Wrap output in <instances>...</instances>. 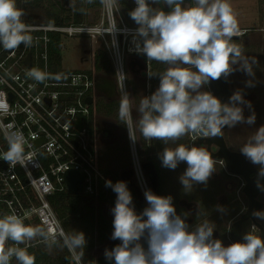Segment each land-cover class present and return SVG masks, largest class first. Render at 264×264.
<instances>
[{"label":"clouds","instance_id":"clouds-1","mask_svg":"<svg viewBox=\"0 0 264 264\" xmlns=\"http://www.w3.org/2000/svg\"><path fill=\"white\" fill-rule=\"evenodd\" d=\"M105 2V0H102ZM109 4L115 0H107ZM136 7L129 16L137 25L132 32L133 44L138 54L148 60L167 65L162 73H149L159 77L158 88L139 100L138 105L124 88L126 75L121 71V92L118 118L129 130L135 142L138 129L145 141L160 140L165 144L175 142L188 134L203 137H221L223 129L238 123H255V113L247 118L241 105L247 104L237 91L222 103L219 98L202 88L210 81L229 76L233 65L240 64L242 70L253 75L252 64L242 54V49L233 41L241 35L236 17L228 0H193L185 6L184 0H134ZM166 5L168 11L153 5ZM25 13L16 6V0H0V46L14 50L21 44L31 46L29 27L22 21ZM120 31L116 25L104 33ZM103 33V34H104ZM113 36V44H115ZM27 75L37 82H44L47 75L31 69ZM139 119L132 116L133 108ZM0 113L8 115L6 101H0ZM7 151L0 159L14 166L25 159V138L22 133L6 131ZM240 152L252 164L259 166L258 177H264V125L260 126L241 146ZM162 166L175 170L181 162L187 168L180 176L185 192H191L194 184H207L215 171L211 153L205 147L177 144L166 147L160 155ZM106 187L116 193L111 209L113 231L111 239L119 240L113 248L105 249V258L114 264H264V239L249 232L243 242L225 246L213 236L214 224L204 220L194 228L186 222V216L177 214L172 196H161L150 189L144 191L147 206L139 213L135 209L133 196L124 181L115 184L108 180ZM264 191V184L257 181ZM220 211H224L218 206ZM200 213H198L199 215ZM253 215L264 220V211ZM255 229V225H253ZM64 238L65 246L84 248L86 239L82 232H49L46 227L26 225L24 219L15 214L0 217V264H35V257L21 244L41 238L45 243H56L57 236ZM16 246L5 247L7 241ZM145 241L147 248L141 241Z\"/></svg>","mask_w":264,"mask_h":264},{"label":"built area","instance_id":"built-area-1","mask_svg":"<svg viewBox=\"0 0 264 264\" xmlns=\"http://www.w3.org/2000/svg\"><path fill=\"white\" fill-rule=\"evenodd\" d=\"M135 7L133 0L132 10ZM25 24L33 38L31 46L21 44L14 50H5L0 46V101H6L10 113H0V153L8 149L6 131L22 133L26 141L23 164L11 166L0 159V217L15 213L24 219L26 225L66 234L50 201L55 193L68 192L65 173L69 170L80 172L84 176L80 191L87 195H97L100 185L109 180L99 167L96 124L92 118L97 96V74L93 72L95 53L102 50L109 54L120 98L118 73L121 71L126 75L124 88L129 93L128 57H139L129 30L136 29L137 25L124 19L116 0L112 4L107 0L102 2L101 15L96 21L85 19L79 23L60 25ZM113 25L120 31L104 33ZM52 35L58 38L56 46L61 54L67 50L66 39L79 40L78 44L84 47L85 43H97L98 47L92 48L87 58H82V50L78 48L79 61L90 66L66 68L62 60L60 64L53 56ZM31 69L44 72L48 78L42 83L35 81L27 75ZM88 97H93L92 104L87 102ZM80 117L83 119L82 130L77 126ZM200 137L203 136L190 133L191 146ZM137 150L134 145L136 153ZM135 165L144 192L148 185L138 157ZM59 242H64L60 235L56 243ZM41 243L45 242L37 237L19 247L29 249ZM11 246L16 245L11 240L7 241L5 247Z\"/></svg>","mask_w":264,"mask_h":264},{"label":"rangeland","instance_id":"rangeland-1","mask_svg":"<svg viewBox=\"0 0 264 264\" xmlns=\"http://www.w3.org/2000/svg\"><path fill=\"white\" fill-rule=\"evenodd\" d=\"M20 1L21 0H16V6L19 9H21L26 16H30V13L34 12V10L36 12L38 11L40 14L43 11L42 15H44L46 9L49 7L48 0H44L43 6L38 9L36 8L37 10L34 8L35 6H28L27 8L24 7V5L27 4L25 3L26 0H22V2ZM55 1L56 0H54V2ZM57 1H59V3L64 7H69L74 3V0H57ZM228 2L231 5L233 13L236 17L239 31L240 33H242L239 39L233 41L239 45V47L242 49V54L246 58H248L250 63L252 62L253 59L255 60V63L252 64V69L254 73L253 75H249L244 70H242L240 64L233 65L234 71L229 75L233 93L237 91L241 92L244 100L246 102H250L251 104V107H248L247 104L241 105V107L243 108V114L245 118H247L253 112L255 113L256 116L254 124L249 125L247 123H238L236 126L228 128L225 131V137L227 138L230 146L233 149L240 150L241 146L247 141V139L260 126L264 125V0H228ZM192 4H193V0L191 3L190 1H186L184 3V5H188V6L189 5L191 6ZM153 7H162L163 9H168V7L163 4L161 6L153 5ZM101 10H102V6L98 8H89L87 10V16L85 19L88 21L89 20L96 21L101 15ZM127 21L131 22L130 20ZM79 42L80 41L76 39L65 40V45L67 47V50L62 53V59H63V65L66 68H80V67L88 68L90 66L89 63L85 65L81 61H79L78 56L80 51L78 48H80L82 51L85 48V52L84 54H81V56L82 58H87L89 57L92 48L98 47V44L96 43L92 45L90 43H85L86 45L84 47L82 46V44L79 45L78 44ZM149 73H150L149 62H145L140 56L128 57V82H129L128 89H129V95L133 99L134 106L138 105L139 100L142 97L147 96V93L149 94V91L151 89L156 90L159 86V83H157L156 85H152V83H150L149 80L151 77L149 76ZM107 79L111 84L115 85L114 79L112 78H107ZM143 81H146V89L143 86ZM115 89H116L115 93H112L113 91L110 92L111 89H109L108 91L102 94L106 95L107 97L108 96L111 97L113 95L114 97L120 99L118 88H116V85H115ZM202 90L210 92L208 85L204 86ZM132 116L134 121L139 119V113L136 111L135 107L133 108ZM93 119L96 125H100L101 127L104 126L108 127L109 129L107 130L110 131V134L105 133L104 137L99 134L96 136L97 141L100 145L99 152H100L101 167L103 168V170H106V168L109 167H113L119 170L120 175L125 171L127 172L134 171V178H133V180H135L134 189H136V191L137 189L140 190V192L142 193L145 199L144 192L141 188L137 174L135 172V166H136L135 164L137 161V157L140 161V164L142 163L141 150H139L141 148L142 139L139 130L138 129L135 130L136 140L135 142H133L129 137V130L126 125H125V132H123V129L120 128V124L116 123V121H114L112 118L106 117L98 112L93 115ZM124 133L126 137L124 136ZM134 145H136L138 148L137 153L136 151H134ZM176 145H177L176 141L169 142V147H175ZM127 147H129V150H127ZM178 168L180 169L181 173H178L176 169L175 170L171 169V173H174L175 171L176 172L174 174H171L173 175L172 177L173 181L171 180L170 183H173V185H177L178 187H180L181 184L180 176L186 170L187 164L181 162L178 165ZM216 169L221 170L220 165L218 163H215V170ZM212 174H214V172ZM146 183L148 185V189H150L153 192L152 187L149 185L148 179H146ZM217 187L219 191H217L216 195L222 193L221 187L220 186ZM196 188L199 187L197 186V184H194L193 189L189 193V195L186 194L185 195L188 198H191L192 196H194L193 192L195 193ZM260 199L264 205V192L261 194ZM144 202L147 205L146 199L144 200ZM214 203H215L214 204L215 209L219 210L218 206H220L221 204H219L216 200ZM96 206L103 216L113 221V215L111 213V209L114 207V204L110 202L109 203L98 202ZM221 207L223 208V206ZM261 211H264V207ZM222 212L223 211H221V214ZM209 219L211 218L208 217L207 220ZM223 221L225 220L221 219L220 223H222ZM211 223H213L215 226L213 236H216L218 234L217 228L219 226L218 227L216 226L218 223H214V222ZM191 227L194 228L193 225ZM68 228H69L68 229L69 232L68 230H66V228H64L67 235L73 234L74 232H82L86 239V245L89 242H91V239H93L95 246L93 251L91 252L94 253L96 257H99L102 254H104L105 249L110 250L115 242H119V240L111 239V234H112L111 233L108 236L105 243L100 244L99 242H97L96 234L95 233L93 234L86 227V224L80 221L79 219H77V217H75L74 215L69 216ZM141 242L144 244V247L147 248L146 242L143 240ZM66 247L71 252L74 258L71 264H83L81 257L77 253V249H72L68 246ZM48 250L51 254L55 255L57 253H60L61 248L58 249V247H53L49 245ZM14 261L15 263L17 262L16 260Z\"/></svg>","mask_w":264,"mask_h":264},{"label":"trees","instance_id":"trees-1","mask_svg":"<svg viewBox=\"0 0 264 264\" xmlns=\"http://www.w3.org/2000/svg\"><path fill=\"white\" fill-rule=\"evenodd\" d=\"M49 7L46 9L44 15L43 11L40 14L38 11L30 13V16H22V21L24 23H42V24H48V25H60V24H67V23H79L85 20L87 16V10L89 8H98L102 6V0H74V3L69 7H64L59 3V1L54 0H48ZM119 7L120 12L124 19L130 20L131 24L134 23V21L130 18L129 13L132 10V1L133 0H116ZM186 1L192 2V0H184V3ZM22 2V0L20 1ZM27 3L24 5V7L28 6H35L34 8L38 9L43 6L44 0H26ZM20 4V3H18ZM160 4L159 6H161ZM162 8V7H161ZM36 9V10H37ZM165 11H168L169 9H163ZM128 22V21H127ZM52 51L53 56L59 60V63L61 64L62 54L57 50V42L58 38H56L54 35H52ZM145 62H149L150 65V73H162L166 70L168 67L165 64L156 62L154 60H148L146 56L138 54ZM93 72L97 75L113 78L115 71L111 62V59L109 57V54L105 51L98 50L95 53L94 63H93ZM146 76V74H145ZM150 83L152 85H156L159 83V77L158 76H151ZM143 86L146 89V81H143ZM155 90L151 89L149 91V94L147 93V96H150ZM146 95V94H145ZM119 104L120 99L112 100V101H105V99H98L94 109H92V118L95 113H101L106 117L112 118L116 123L120 124V128L123 129V132H125V124L122 123L118 118V110H119ZM91 131L92 134L94 132L93 129V122L91 123ZM124 136L126 137L125 133ZM189 134L185 135L178 141H176L177 144H189ZM142 143H141V157H142V163H145V167H150V165L156 170L157 175H159V189L162 188L164 181L161 180V159L160 155L162 154L163 150L166 147H169L168 144H165L164 142L160 140H152V141H145L142 137ZM100 148V147H99ZM127 150H129V147H127ZM98 163L100 166L101 171L103 174L109 178L110 181H112L113 184H115L117 181H123L121 178V175L119 174V170L109 167L106 168V170H103V168L100 165V152L98 149ZM146 179H149L150 176L145 171V168H143ZM121 173V172H120ZM122 174V173H121ZM127 184V183H126ZM128 188L133 196V203L135 205V209L137 213L141 212L147 205L144 201H141L138 197L136 189L128 185ZM158 189V190H159ZM160 190L157 192V195L160 194ZM50 201L52 203V206L54 210L56 211L59 219L61 220L62 225L66 230H68V219L70 215H74L86 224V227L97 236V242L100 244L105 243L108 236L113 231V224L112 220L107 219V217L103 216L99 209L97 208L96 204L98 202H110L115 205L116 201V193L112 191L110 187H106L105 183H102L100 185L99 191L97 195H87L83 192V190L80 191L77 195H71L68 192H57L55 193L51 198ZM242 211V205L241 203L239 206L233 211V215L231 216L234 218ZM212 213V211H209L207 207H203L202 211L200 213V217L204 218L206 213ZM211 219H215L216 221H219L218 217L215 216ZM210 219V221H211ZM199 221V220H198ZM212 222V221H211ZM95 231V232H94ZM69 232V230H68ZM89 236V235H88ZM87 236V238H88ZM222 239H227V229L224 230L222 234ZM89 240V239H88ZM120 243L115 242L112 248ZM49 245L53 247H58V249L61 248L60 253H57L55 255L51 254L48 250ZM94 241L91 239V242H89L87 245H85L84 248H78L77 253L81 257L83 264H114V262H109L105 258V253L102 254L99 257H96L93 251L94 249ZM28 253L35 257V264H71V262L74 260L73 255L68 250V248L65 246L64 242L54 243V244H46L41 243L36 247H31L27 249ZM13 264H18V262Z\"/></svg>","mask_w":264,"mask_h":264},{"label":"water","instance_id":"water-1","mask_svg":"<svg viewBox=\"0 0 264 264\" xmlns=\"http://www.w3.org/2000/svg\"><path fill=\"white\" fill-rule=\"evenodd\" d=\"M242 35V34H241ZM241 35L235 36L232 39L236 40L240 38ZM29 64V61H28ZM96 81V95H100L108 91H115V85L117 88V84L115 81V85L111 84L109 80L103 76L97 75L95 77ZM210 92L219 98L222 103L229 102V98L232 96V86L229 79V76L221 77L219 80L210 81L208 84ZM93 97H88L87 102L89 104L93 103ZM83 119L80 117L77 120V126L80 130H82ZM227 129V126L223 129V135L221 137H200L198 138L193 146L197 147H205L211 153L212 158L214 160H223L225 163V169L228 173L232 175H237L243 178L246 182L244 187V194L248 199V207L244 213L230 225V236L233 242H243V225L245 222L251 221L259 230V236L264 239V226L257 221V218L253 215L254 211H260L262 209V203L259 200V195L261 189L257 186L258 177V169L252 164L241 152L232 151L229 149L224 132ZM100 132V129L97 130ZM110 134V131L105 130ZM217 146V151H212V146ZM98 146L99 143H98ZM142 168H145V163L142 164ZM134 174V171H125L122 175H127L130 177ZM154 175L156 178V172L154 170ZM157 180V179H156ZM65 181L68 186V193L71 195H77L80 193V184L84 182V176L76 171L69 170L65 173ZM137 194L139 199L144 201V197L140 190L137 189Z\"/></svg>","mask_w":264,"mask_h":264},{"label":"flooded vegetation","instance_id":"flooded-vegetation-1","mask_svg":"<svg viewBox=\"0 0 264 264\" xmlns=\"http://www.w3.org/2000/svg\"><path fill=\"white\" fill-rule=\"evenodd\" d=\"M84 52H85V48L83 49V51H81V53L84 54ZM105 78H108V77H105ZM112 79H114V81H116L115 74H114V77ZM112 93H115V91L113 90ZM100 98L105 99V101H112V100L119 99V98L114 97L113 95L111 97L110 96L107 97L106 95L101 93L100 95L96 96L95 104H96L97 100ZM228 128L229 127H227V129ZM98 129H100L99 133L97 132ZM107 129H109V128L105 127V126L101 127L100 125H96V129H95L96 136L99 134V135H102L104 137L105 133H107L104 131ZM224 136H225V132H224ZM225 140H226V143H227L230 150L240 152L239 149H233L230 146L226 137H225ZM187 146L191 147V144L189 143ZM217 149H218L217 146H215V145L212 146V151H217ZM214 162L218 163L220 165L221 170L216 169L214 171V174H212L211 177L209 178V180L207 181V184H202V183L197 184V186L199 188H196L195 193L193 192L194 196H192L191 198L187 197L184 199H188L189 201L195 202L193 205L189 206L187 209H188L189 213H192V214L194 213L197 215V216L195 215V219H196L195 222L196 223H197L198 219L200 221L202 218V217H200V214L198 215V213H201L203 207H207L209 209V211L213 210V212H212L213 215L210 218H213L215 216H217L219 218L218 219L219 221H216L215 219H211L212 222L218 223L216 225L217 227L219 226L218 227L219 229L217 228L218 234L216 236H214V238L220 239L225 246H228V245L234 243L231 239V236H230V230H231L230 225L234 221H236L242 215V213H244L246 211V209L248 207V199L243 192L244 187L246 185V182L240 176L232 175V174L228 173L225 169V163L223 160H214ZM150 167L151 168L145 167V171L147 172V174H149L148 176H150L148 179L149 185L155 191L157 189V186H158V183H157L158 180H156L157 179V173H156V178H155V175H154L155 168H154V166L152 167L151 165H150ZM255 167L259 171V167L257 165H255ZM155 172H156V170H155ZM121 178L128 185L135 188V183H134L135 180H133L134 174H132L130 177H128L127 175L121 174ZM258 180L261 184H264V177H259ZM242 183H244V184H243V187L240 191V186L242 185ZM217 186L221 187L222 193L221 194L219 193L216 195L217 191H219ZM263 192L264 191H262V190L260 191V195H259L260 201H261L260 196ZM216 196L218 199L217 201L219 202V204H221L220 206L226 207L224 209V211L222 212V214H221L220 210L215 209L213 198ZM196 203H199L200 212L198 210ZM240 203L242 205V211L239 214H237V216L232 218L231 216L233 215V211L239 206ZM261 203H262V209H263V207H264L263 202L261 201ZM214 211H216V212H214ZM210 215H211V213H210ZM221 219H224L225 221L220 223ZM190 221L194 222V219H190ZM257 221L264 226V220L257 218ZM196 223L193 224L194 227L196 226ZM253 225L254 224L251 221L244 223L243 231H242L243 236L249 232L253 233L254 235L259 236L258 228L255 226V229H254ZM225 229H227V239L223 240L222 234H223Z\"/></svg>","mask_w":264,"mask_h":264},{"label":"crops","instance_id":"crops-1","mask_svg":"<svg viewBox=\"0 0 264 264\" xmlns=\"http://www.w3.org/2000/svg\"><path fill=\"white\" fill-rule=\"evenodd\" d=\"M143 163H141V166H142ZM143 169V168H142ZM161 180L164 181L163 183V186L161 189H159V175H157V180H158V186H157V189L154 191L153 190V193L157 194V192L160 190V194L161 196H172L173 198V203L176 207V211H177V214L183 216L186 212L187 216H186V222L189 224V225H193L195 224L196 222V219H195V215L196 214H192V213H189L188 212V207L193 205L195 202L193 201H189L188 199H184V198H187L186 195H189L190 192H185L184 189H183V186L182 184H180V187H178L177 185H173V183H170L171 180L173 181V175L171 174H174L176 171H178V173H181L180 172V169L177 167L176 168V171L174 173H171V169L169 168H166V167H163L162 166V162H161ZM143 173H144V170H143ZM172 179H171V178ZM176 181V180H175ZM159 189V190H158ZM186 194V195H185ZM219 197V196H218ZM215 200L217 201V196L213 198V201L215 202ZM142 201V200H141ZM218 202V201H217ZM219 203V202H218ZM215 204V203H214ZM197 207H198V210L200 212V206H199V203H196ZM223 208H225L223 206ZM197 210V211H198ZM209 212L206 213V215L204 216V218H201V220L199 222H197L196 224H199V223H202L204 220H207L208 217H211L213 214L211 213V215ZM197 216V215H196ZM190 219H194V222L190 221ZM199 220V219H198ZM210 220V219H209ZM190 226V227H191ZM192 228V227H191Z\"/></svg>","mask_w":264,"mask_h":264}]
</instances>
